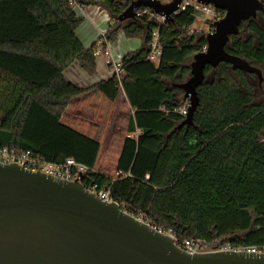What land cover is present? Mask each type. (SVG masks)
<instances>
[{
  "label": "trees",
  "instance_id": "1",
  "mask_svg": "<svg viewBox=\"0 0 264 264\" xmlns=\"http://www.w3.org/2000/svg\"><path fill=\"white\" fill-rule=\"evenodd\" d=\"M78 1H105L116 17L132 2ZM173 16L160 30L158 61L146 57L158 21L135 18L123 29L143 43L125 54L122 79L80 87L63 72L77 60L96 74L97 43L79 39L84 18L70 0H0V146L56 163L74 157L91 168L85 185L107 187L130 213L181 239L264 248V105L247 72L208 65L194 122L178 127L185 115L170 80L190 73L207 34L192 30L193 7ZM244 27L258 43L233 34L227 49L264 65V28L253 19Z\"/></svg>",
  "mask_w": 264,
  "mask_h": 264
},
{
  "label": "water",
  "instance_id": "2",
  "mask_svg": "<svg viewBox=\"0 0 264 264\" xmlns=\"http://www.w3.org/2000/svg\"><path fill=\"white\" fill-rule=\"evenodd\" d=\"M183 0H132L119 21L137 18L141 6L174 20ZM225 12L207 33V49L193 55L191 75L176 85L189 99L179 124L194 122L198 88L206 67L229 62L233 69L257 74L262 69L230 52L227 43L242 22L264 10L262 0H198ZM0 264H264V251L214 249L191 253L170 233L126 211L118 201H104L80 180L58 178L22 165L0 163Z\"/></svg>",
  "mask_w": 264,
  "mask_h": 264
},
{
  "label": "built area",
  "instance_id": "3",
  "mask_svg": "<svg viewBox=\"0 0 264 264\" xmlns=\"http://www.w3.org/2000/svg\"><path fill=\"white\" fill-rule=\"evenodd\" d=\"M163 3L170 2L171 0H160ZM264 1V0H262ZM71 4L73 5L75 10H84L85 5L83 2H79L78 0H70ZM189 7H193L196 12H201L206 15H212L213 19L212 22H215L216 20L222 18L224 16V12L217 9L212 4H204L201 3L198 0H183L180 4V8L178 11L185 10ZM175 12V13H176ZM147 16L150 21L157 20L159 25L157 29L154 31V36L152 40L148 44V52L146 54V57L158 61L159 58L163 54V45L160 41V30L165 24H167L170 20L165 14H159L157 13L153 8L148 6H141L137 9V18H141ZM205 20H209L205 16ZM212 30V29H211ZM108 33V30L103 33V42L108 41L106 38V35ZM207 44L203 46L202 50L207 49ZM105 48L104 54L106 57L107 64L111 67L113 74H115L119 80L123 77L124 72V57L125 54L121 51L118 52H112ZM100 51L97 50L96 54H99ZM187 105H183L179 107L177 110L183 113L184 115L187 114ZM16 162L26 169L31 170H40L47 174H51L53 176H56L58 178L63 179H69V180H80L83 182V178L87 172L91 170V168L86 165L85 163L77 161L74 157H69L66 160L56 163V162H50L45 160L44 158L35 155L30 149H23L19 150L17 148H11L9 146H0V163H12ZM85 185V184H84ZM86 188H88L91 192L96 193L102 200L104 201H116L111 196V193L107 187H104L100 185L96 181H89L87 185H85ZM122 207L126 210V206L122 205ZM129 212V211H128ZM136 215V214H134ZM139 218H143L148 222H151L149 219H147L143 214L137 215ZM152 223V222H151ZM153 224V223H152ZM154 225V224H153ZM160 231L170 233L173 235L175 242L183 249L194 253L199 251H206L203 249L202 244L200 241L196 240L195 238H179L175 235L174 232L171 230H164L163 228L155 225ZM204 245V244H203ZM214 249H234V250H246L247 252H261L264 251L263 247L260 246H232L231 244H223L221 246H215L211 248V250Z\"/></svg>",
  "mask_w": 264,
  "mask_h": 264
},
{
  "label": "crops",
  "instance_id": "4",
  "mask_svg": "<svg viewBox=\"0 0 264 264\" xmlns=\"http://www.w3.org/2000/svg\"><path fill=\"white\" fill-rule=\"evenodd\" d=\"M101 1H86L84 10H76L78 15L84 18L83 22L77 28L76 33L79 39L85 46H90L93 43H97V50L100 51L97 54V72L94 75L89 74L81 64L75 60L73 61L63 72L64 76L74 84L80 87H86L100 80L112 77L113 71L106 62L104 54L105 45H103V33L107 31L112 24V16L107 8L100 11L101 4L97 3ZM131 39L135 37H127L125 32L119 31L115 40H108L106 42V49L112 52L121 51L124 54L135 51L141 47V43L134 44ZM128 45L127 49H122L121 43ZM142 42V41H141ZM140 45V46H139Z\"/></svg>",
  "mask_w": 264,
  "mask_h": 264
},
{
  "label": "rangeland",
  "instance_id": "5",
  "mask_svg": "<svg viewBox=\"0 0 264 264\" xmlns=\"http://www.w3.org/2000/svg\"><path fill=\"white\" fill-rule=\"evenodd\" d=\"M93 2V1H91ZM97 3H100L101 4V7H100V11L101 10H104V8H107L110 15L112 16V21L114 22L112 24V26L108 29V33L110 32L111 29H113L114 25H115V28L118 29L117 31V35H118V32L119 31H124L123 29V26L127 23H129L131 20L133 19H126L125 21H119L117 19V17L115 15L112 14L107 2L105 1H101V2H97ZM225 13V12H224ZM205 16L209 19V20H205ZM212 19H213V16L212 15H206L201 12H197V17H196V20L193 24L192 27V30H197L199 31L200 33H208L209 31H211V29L213 30L214 28V22H212ZM253 20H255L259 25H261L263 28H264V18H262V16L260 15V13L258 14V16L256 18H252ZM248 21V20H247ZM125 32V31H124ZM240 37H242L243 39H248L250 37H253L254 40H255V43L257 44L258 43V38L257 36L250 30L247 29V27H244L239 34ZM134 44H139L141 43V46H142V43H143V40L142 38L140 37H135V39H131ZM112 41V40H110ZM142 41V42H141ZM121 46H122V49L126 50L128 45L126 43H121ZM140 46V45H139ZM106 47V46H105ZM99 56H101V54H99ZM193 60V57H191L190 59H188V65L190 66L191 68V61ZM254 64L258 65L262 71H263V80L260 82V79L258 77L257 74H254V73H251L249 74L248 72V80L249 82L253 85V92L255 94V102L257 104H262L264 105V65L257 62V61H254ZM215 74L214 71H210L208 73V76L207 78H212L213 75ZM191 75V70H190V73H188L187 75L184 76V78H181V79H175V80H170V86L172 85H176L177 83L179 82H182V81H185L186 79H188ZM177 94H178V100H179V103L181 104V106L183 105H187L188 102H189V99H187L185 97V91L182 89V88H178V91H177ZM261 140L264 141V133L261 135ZM222 245L223 243L219 240V241H216L215 242V245ZM227 244V243H225ZM215 245H207V244H202V247L203 249L205 250H211V248L215 247Z\"/></svg>",
  "mask_w": 264,
  "mask_h": 264
}]
</instances>
